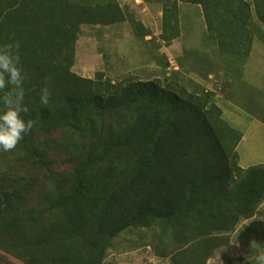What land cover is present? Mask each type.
<instances>
[{"label":"trees","instance_id":"1","mask_svg":"<svg viewBox=\"0 0 264 264\" xmlns=\"http://www.w3.org/2000/svg\"><path fill=\"white\" fill-rule=\"evenodd\" d=\"M157 1L163 5L160 39L167 45L181 34V4L201 7L228 76L243 73L255 37L264 43V0ZM118 2L0 0V45L19 44L31 109L26 118L36 122L19 144L35 129L51 131L71 122L84 128L94 114L138 111L136 124L120 138L127 157L113 166L103 189L87 187L79 176L73 192L56 200L64 213L41 224L42 251L51 264H102L121 231L157 225L171 230L178 244L193 243L195 261L204 264L208 246L226 244L225 233L257 214L264 200V163L240 165L244 132L224 118L211 91L197 83L190 89L179 71L113 81L103 71L92 78L73 70L82 26L105 25L106 15L122 11ZM125 14L136 38L152 34ZM43 88L51 92L49 107L40 104ZM7 225L16 227L10 220Z\"/></svg>","mask_w":264,"mask_h":264},{"label":"rangeland","instance_id":"2","mask_svg":"<svg viewBox=\"0 0 264 264\" xmlns=\"http://www.w3.org/2000/svg\"><path fill=\"white\" fill-rule=\"evenodd\" d=\"M118 3L122 11L106 15L105 25L82 26L73 70L92 78L103 71L113 81L151 80L179 71L183 84L211 91L224 118L246 132L248 140L238 146L240 165L264 161L263 41L255 37L243 73L228 76L199 5L181 4V34L167 45L160 39L162 3ZM125 10L143 20L151 36L136 38ZM137 119L133 108L94 114L84 128L71 122L51 131L35 129L13 151L0 152V264H51L42 251L46 232L41 224L63 216L56 200L73 192L77 177L89 188L103 189L113 166L127 157L120 138ZM224 235L228 242L214 250L208 246L204 264H256L257 254L264 252V200L254 217L241 218ZM192 244H178L171 230L157 225L132 226L111 240L102 264H197Z\"/></svg>","mask_w":264,"mask_h":264},{"label":"clouds","instance_id":"3","mask_svg":"<svg viewBox=\"0 0 264 264\" xmlns=\"http://www.w3.org/2000/svg\"><path fill=\"white\" fill-rule=\"evenodd\" d=\"M27 74L22 64L18 43L0 45V152H10L34 128L36 122L26 118L30 107L25 103ZM51 92L43 88L40 104L49 107ZM256 264H264V252L256 256Z\"/></svg>","mask_w":264,"mask_h":264},{"label":"crops","instance_id":"4","mask_svg":"<svg viewBox=\"0 0 264 264\" xmlns=\"http://www.w3.org/2000/svg\"><path fill=\"white\" fill-rule=\"evenodd\" d=\"M142 22H143V20H141ZM144 23V22H143ZM145 24V23H144ZM145 26L147 27V25L145 24ZM161 31H162V29H161ZM148 36H151V35H148ZM147 36V37H148ZM146 37V38H147ZM79 41V40H78ZM78 44V43H77ZM251 56V55H250ZM248 140V138H246V132H244V136H243V139L241 140V142H240V144L242 145L245 141H247ZM260 163H264V161H262V162H260Z\"/></svg>","mask_w":264,"mask_h":264},{"label":"built area","instance_id":"5","mask_svg":"<svg viewBox=\"0 0 264 264\" xmlns=\"http://www.w3.org/2000/svg\"><path fill=\"white\" fill-rule=\"evenodd\" d=\"M137 4L142 3L143 0H134Z\"/></svg>","mask_w":264,"mask_h":264}]
</instances>
